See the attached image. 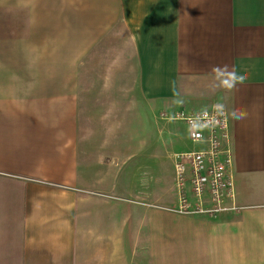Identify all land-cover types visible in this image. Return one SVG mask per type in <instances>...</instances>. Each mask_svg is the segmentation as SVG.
Masks as SVG:
<instances>
[{"label":"crops","instance_id":"1","mask_svg":"<svg viewBox=\"0 0 264 264\" xmlns=\"http://www.w3.org/2000/svg\"><path fill=\"white\" fill-rule=\"evenodd\" d=\"M213 106L239 209L180 214L174 156L202 144L170 118ZM155 128L173 180L131 194ZM184 226L208 264H264V0H0V264H145Z\"/></svg>","mask_w":264,"mask_h":264},{"label":"built area","instance_id":"2","mask_svg":"<svg viewBox=\"0 0 264 264\" xmlns=\"http://www.w3.org/2000/svg\"><path fill=\"white\" fill-rule=\"evenodd\" d=\"M170 119L183 121L192 132L193 142L202 144L200 149L174 156V180L179 191L176 212L215 216L239 209L226 112L213 106L196 114L179 112Z\"/></svg>","mask_w":264,"mask_h":264},{"label":"rangeland","instance_id":"3","mask_svg":"<svg viewBox=\"0 0 264 264\" xmlns=\"http://www.w3.org/2000/svg\"><path fill=\"white\" fill-rule=\"evenodd\" d=\"M142 120V119H140ZM146 127V121H137L136 130H140ZM136 147L139 146V141L143 140L138 138ZM141 139V140H139ZM171 136L163 130L159 131L154 129L153 144L149 150L146 147V152L139 150L136 153V159L131 160L136 163L137 178L135 185L130 186V192L132 194V188L137 189L141 187L143 181L147 184L151 183L152 188H160L166 186L165 183L173 180V170L170 163V157L173 153L170 147ZM143 145V146H144ZM169 145V146H168ZM176 148V147H174ZM195 150V149H193ZM189 150V151H193ZM197 150V149H196ZM122 195V191L120 193ZM207 216V215H200ZM154 224V222H153ZM204 226V224H200ZM174 228V227H172ZM184 230L181 232H175L174 236L169 232L170 244L165 241L150 239V246L145 249L147 263L145 264H208V233L207 230H189V226L182 227ZM153 231H156L153 228ZM144 250L141 248L135 251V259L143 258Z\"/></svg>","mask_w":264,"mask_h":264},{"label":"clouds","instance_id":"4","mask_svg":"<svg viewBox=\"0 0 264 264\" xmlns=\"http://www.w3.org/2000/svg\"><path fill=\"white\" fill-rule=\"evenodd\" d=\"M244 79H245L244 76H234V81L238 80V81L242 82Z\"/></svg>","mask_w":264,"mask_h":264}]
</instances>
